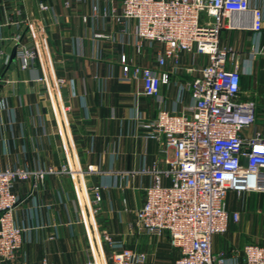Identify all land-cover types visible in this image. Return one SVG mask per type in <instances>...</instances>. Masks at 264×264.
<instances>
[{
  "label": "crops",
  "instance_id": "0c3cea01",
  "mask_svg": "<svg viewBox=\"0 0 264 264\" xmlns=\"http://www.w3.org/2000/svg\"><path fill=\"white\" fill-rule=\"evenodd\" d=\"M67 1L0 0V167L47 171L41 183L18 178L12 185L18 196L14 220L25 229L11 264H39L43 258L47 264H114L106 255L121 246L145 252L139 264H173L178 249L168 236L147 233L135 217L152 181L141 168L166 164L161 138L149 135L145 123L159 108L170 109L178 94L177 109L186 106L189 112L188 82L207 56L193 47L181 52L176 66L160 67L155 56L163 44L143 40L137 51L134 20L124 25L115 19L111 10L118 13L121 0ZM39 2L48 8H39ZM250 5L263 12L259 32L250 28L248 13L232 12L223 17L218 34V45L235 52L237 100L251 101L256 115L241 129L244 138L261 130L264 121V0ZM15 34L39 48L26 67L16 57L9 61ZM122 52L128 63L120 61ZM133 62L171 70L158 97L145 94L140 79L125 77ZM58 76L64 82L58 83ZM65 162L72 171H56ZM94 184L101 187L98 202L92 200ZM250 201L264 210V193L251 192ZM237 221L213 235L214 250L229 254L245 242L264 243V234H257L264 213Z\"/></svg>",
  "mask_w": 264,
  "mask_h": 264
},
{
  "label": "built area",
  "instance_id": "2783aa9c",
  "mask_svg": "<svg viewBox=\"0 0 264 264\" xmlns=\"http://www.w3.org/2000/svg\"><path fill=\"white\" fill-rule=\"evenodd\" d=\"M38 5L48 8L44 2ZM111 12L124 25L134 20L137 51L143 40L163 44L155 56L160 67L167 62L176 66L181 52L193 47L207 56L199 75L188 82L190 114L186 106L177 109L176 103L181 101L178 94L170 109L159 108L145 123L151 129L149 135L161 138L166 164L159 167L153 163L149 169L140 170H148L152 181L144 187L142 203L136 209L137 223L151 235L168 236L170 244L178 249L173 264H264L261 242H245L229 254L212 247L213 235L224 232L229 220L240 217L238 210L228 209V192L264 191V121L261 130L242 136L241 129L252 124L256 115L251 101L237 100L240 71L235 52L231 46L218 45L225 15L248 13L250 28L259 32L262 10L252 7L250 0H121L120 11ZM94 35L110 36L102 32ZM13 40L19 64L28 66L37 57L38 46L25 45L18 34ZM2 55L0 47V61ZM229 60L234 67L227 66ZM120 61L128 63L130 59L122 52ZM170 75V69L134 62L125 69L126 78L140 79L144 93L156 97L161 85L170 82ZM56 81L62 83L64 78L58 76ZM88 169H92L91 164ZM56 171L70 173L72 168L65 162ZM46 172L0 167V264L12 263L25 229L14 220L18 196L12 185L18 178H32L36 185L44 180ZM100 188L99 184L92 186L93 202L100 200ZM105 238L110 241L106 234ZM110 258L114 264H139L145 261L146 253L121 246L111 251ZM39 264H47L46 259Z\"/></svg>",
  "mask_w": 264,
  "mask_h": 264
},
{
  "label": "rangeland",
  "instance_id": "374dc122",
  "mask_svg": "<svg viewBox=\"0 0 264 264\" xmlns=\"http://www.w3.org/2000/svg\"><path fill=\"white\" fill-rule=\"evenodd\" d=\"M187 114L189 115L190 112H187ZM170 154H172V150H170ZM251 192H260V193H264L263 190H245V191H234V190H230L228 192L227 195V205H228V209L230 210H238L239 214H240V218L241 216H244L245 214L248 216H258L262 213H264L263 208L260 205H253L249 202L250 201V193ZM238 222V221H237ZM242 221L238 222L241 223ZM258 235L263 236V231L262 228H264L263 224H259L258 225ZM258 241V240H255ZM107 259H109V261H112L110 258V254H107Z\"/></svg>",
  "mask_w": 264,
  "mask_h": 264
},
{
  "label": "water",
  "instance_id": "95a60500",
  "mask_svg": "<svg viewBox=\"0 0 264 264\" xmlns=\"http://www.w3.org/2000/svg\"><path fill=\"white\" fill-rule=\"evenodd\" d=\"M15 47H16V45L14 44L12 51H11V54H10V57H9V61L13 60V58L15 57Z\"/></svg>",
  "mask_w": 264,
  "mask_h": 264
}]
</instances>
